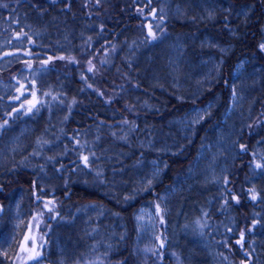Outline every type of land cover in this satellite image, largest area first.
Segmentation results:
<instances>
[{
	"label": "trees",
	"instance_id": "16d2710c",
	"mask_svg": "<svg viewBox=\"0 0 264 264\" xmlns=\"http://www.w3.org/2000/svg\"><path fill=\"white\" fill-rule=\"evenodd\" d=\"M176 1L181 0H11L9 8H17L19 12L17 23L0 7V22L5 26L0 29V125H3L0 127V145L21 123L35 120L40 114L48 117L54 106L68 108L63 113L68 115L63 130L54 137L52 133L53 138L44 133L39 139L36 137L38 131L31 135V140L37 143L34 152L36 161L28 160V155L24 156L23 152L15 155L7 153V146L0 148V162L4 163L5 171L10 166L14 168L9 178L0 179V232L10 222L4 201L18 194V191H25L28 196L25 223L17 236V243L11 245L16 249L15 259L12 256L13 259L10 258L5 264H12V261L13 264L14 261L15 264H36L42 259L49 262L54 256L50 252V246L54 245V229L56 226L60 229L65 223L71 224L66 222L65 214L77 215V211H80L81 208L75 211L73 207L78 196L85 199L83 205L105 204L112 208V201L123 200L119 194L110 192V188L114 187L113 173L124 175L123 179H126L125 173L139 165L140 160L156 156L168 161L164 158L168 155L172 157L168 161L169 167H165L164 178L158 184L147 186L138 197L127 200L122 207L114 206L119 224L117 228L123 234L118 232L122 235L117 238H111L112 235L108 239L109 244L103 239L99 240L107 248L97 249V255L110 258L114 264H134L138 237L135 220L133 222L134 210L140 203H149L158 216L156 264H177L164 253L170 235L157 196L171 186L176 176L186 173L203 148L206 134L210 133V129L214 131L224 118L230 96L227 84L234 78L236 63L247 56L254 62L257 59L264 66V51L260 47L264 42V11L258 4L255 7L249 4L250 1L264 0H223L232 5L233 11L218 16L214 25L193 18L176 20L171 16ZM241 4L243 7L250 6L253 15L239 35L231 36L229 31L233 27L235 30L239 24H229L222 31L220 19L225 18L226 23L229 20L227 18L235 14L234 5ZM53 9L57 12L56 19H60L58 21L64 26H53L51 23L48 15ZM20 23L26 27L25 30L18 28ZM38 25L43 31H38ZM206 28L222 41L232 42L234 51L227 57L216 84L201 99L177 102L176 96L170 98L167 95L169 91L173 93L168 82L153 80L150 71L145 73L143 68L140 69L143 65L140 62L141 55H136L130 44L137 42L147 48L156 38L161 42L170 30L196 35ZM82 30H88L91 37L81 35ZM85 38H88L87 43L94 38V47L86 45L83 41ZM202 52L209 55L212 50ZM210 90L214 96L219 95L221 98L219 106L203 119L198 126L199 131L184 142L178 151L161 153L159 156L139 144L141 129H147L149 133L154 124H164L189 108L203 106L207 103L206 96ZM16 96L20 99H14ZM34 98L38 103L29 112L31 105L28 101ZM259 99L256 107L263 105L261 115L243 130L240 141L244 147H240V157L264 164V153L259 149V145L264 142V123H261L260 118L264 113V95ZM141 102L144 104L141 105ZM200 129L203 131L200 132ZM57 141L64 151L60 157L39 152V143L49 142L56 146ZM43 150L46 152L45 148ZM85 157L88 158L87 163ZM109 161L116 165L113 170ZM237 163L236 169L242 168L245 177L242 180L230 172L225 178L226 210L233 206H247L255 212V207L264 205V192L261 196L259 188L250 185V181L256 180L257 176L248 172V164L240 159ZM47 168L67 178L65 183L47 190L39 180L45 177ZM100 193L102 196L99 197ZM254 194L256 199H252ZM220 212L216 208L208 211L206 231L218 228V238L224 239V245L234 257L241 256V251L250 246V236L245 234L248 238H244L243 247L237 241L250 221L245 222L242 228H235L228 217ZM217 219L222 220L219 223ZM98 224L102 225L100 222ZM163 229L166 232L165 240L161 237ZM102 237L107 240L104 234ZM26 249L39 252L40 255L30 259L34 252ZM251 251L254 256L258 254L252 248Z\"/></svg>",
	"mask_w": 264,
	"mask_h": 264
},
{
	"label": "rangeland",
	"instance_id": "374dc122",
	"mask_svg": "<svg viewBox=\"0 0 264 264\" xmlns=\"http://www.w3.org/2000/svg\"><path fill=\"white\" fill-rule=\"evenodd\" d=\"M230 9L228 4L219 0L184 1L173 5L171 16L176 20L198 18L211 22L217 16L229 12ZM250 10V7L245 6L241 12L245 15L249 14ZM232 11L228 14H231ZM224 19H220L222 26H219L222 31L225 29ZM229 32L231 36L237 35L234 27ZM130 48L136 55H141L140 62L146 63L145 66L148 65L145 67L147 68L145 73H149L147 70L150 69L153 80L168 82L176 91L178 98L196 99L216 84L217 76H220L221 69L226 63L225 56L234 51V44L224 42L221 38L216 40L210 36L200 37L195 34L175 33L170 30L161 42L156 38L147 48L140 44L130 45ZM202 48L203 50H212V53L207 55L202 52L203 55L201 54ZM262 50L264 51V49ZM262 67V65H257L246 58L238 62L233 72L234 85L232 89L229 88L230 96L227 100L228 107L224 118L214 131L206 134L205 143L198 153V160L195 162L193 170L173 187L168 186L163 189L157 196V202L161 203L162 215L165 217L167 232L170 235L164 253L174 259L177 264H192L191 254L195 247L194 243L198 241L210 242L211 240L205 235L208 226L205 214L210 210L213 200L216 201L214 197L218 195L217 190L224 186L225 178L233 170L236 157L239 155V136L246 124V113L250 109L249 102L253 98L251 97L253 91L259 88L258 85L262 83L264 76ZM224 88L226 89V87ZM220 99L217 95L211 102L185 110L169 122L166 121L161 125L154 124L151 132L147 133L146 131V134H142L139 140L140 144L147 148L150 147V149L161 150V152L178 151L184 142L199 131L198 126L211 113L212 107L220 103ZM252 101L253 99L251 103ZM67 119V114L48 117L38 115L35 121L45 120L44 124L47 125L44 129L38 130H35V121L22 124L21 128L12 136V141L7 146V153L13 155L19 152H23L25 155L31 153L37 143L30 137L26 138L27 136L38 131L36 137L39 139L44 133L51 137L53 133L54 137L58 131L63 130L62 126ZM202 131L200 129V132ZM26 134L27 136L24 137ZM39 145L54 157H60L64 153L58 141L56 146L49 142H41ZM262 148L264 149V144ZM165 167L166 161L162 157L151 158L137 165L133 169V173L140 183L144 182V185L150 186L158 184L162 180ZM258 173L256 184L261 185L262 189L259 186V193L262 196L264 171L259 169ZM41 179L47 190L55 188L56 185H62L67 180L56 172H51ZM13 201L14 203L6 210L10 218L9 226L0 232V264H5L12 256L15 259L16 249L11 245L17 243V236L26 220L25 206L20 204V199L17 197ZM92 212V214L82 217L84 224L89 220L85 224V228L75 227L74 223L63 224L59 233H63L67 238L69 248L64 251L57 239H54V245L50 246V252L54 254V248L57 247L61 253L58 254V257L54 256L49 262L42 259L36 264H114L110 258H102L97 255V248L93 247V244L97 240L103 239L104 241L103 234L106 239L115 235L118 226L109 230L112 215L97 208ZM221 220L217 219V222L220 223ZM99 222L102 225L98 224ZM135 225L138 234L135 252L138 259L142 264H156L158 255L155 240L159 226L155 208L148 203L142 204L136 215ZM189 233L195 237L192 238ZM100 235L102 238L98 237ZM165 235L166 232L163 229L161 237L164 240ZM257 239L258 244L263 247L264 235ZM248 242L252 246L251 240ZM262 247H259L257 251L261 255L264 253ZM215 248L216 243L214 242L211 258L207 261L209 264H244L249 259V257L243 258L245 257L243 252L241 256L234 257V260L231 253L222 252L218 247ZM249 252L245 253L249 254ZM251 255L254 260V255ZM253 260H248L247 263L252 264ZM262 260L264 259L262 258Z\"/></svg>",
	"mask_w": 264,
	"mask_h": 264
},
{
	"label": "bare ground",
	"instance_id": "6f19581e",
	"mask_svg": "<svg viewBox=\"0 0 264 264\" xmlns=\"http://www.w3.org/2000/svg\"><path fill=\"white\" fill-rule=\"evenodd\" d=\"M184 1H197V0H181V1H176L174 4H178V3H181V2H184ZM219 1H222L223 2V0H219ZM10 4H11V0H0V7H2L5 11H7L13 17L14 22L17 23L16 22V19L17 18L20 19L18 9L17 8L10 9L9 8V5ZM249 4L251 5V7L252 6L255 7L258 4V5H260L259 6L260 9H262L264 11V2H260V1L259 2H257V1H250ZM5 5H6V7H5ZM229 7L231 8L230 11H232L233 10L232 5H229ZM234 7L236 9L235 12H234L235 14L232 17L227 18L229 20L224 25L225 26H228L229 24L230 25H232V24L238 25L239 24L240 26L238 25V27L235 28V31H236L237 35H239L241 33V30L247 25V21H248V19H250L252 17L253 13H249V14H245V15L242 14L241 10L244 8L242 4L241 5H234ZM248 7H250V6H248ZM229 12H227L226 14H228ZM56 15H57L56 9H53L49 13V15H48L51 23L53 24V26H59V27L64 26L62 23H60L58 21L60 19H56V17H57ZM58 18H64V17L63 16H59ZM193 19H198V18H193ZM216 19H218V16L216 17ZM216 19L213 20V21H211L210 24H213V25L216 24ZM66 20H68V17L65 18V21ZM198 21H201L202 23H206L207 22L205 20H200V19ZM4 28H5V26L0 22V29H4ZM18 28L20 30H25L26 29V27L22 23L18 24ZM37 29H38V31H43L42 30V27L39 26V25H38ZM80 34L81 35H84L85 34L88 38L91 37V35L89 34L88 30H82ZM196 35H198L200 37L210 36V37H212V38H214L216 40H219L220 39L219 37H217L213 33H211V31L209 29H207V28L204 29V30H202V31H200L199 34H196ZM88 38H85L83 41L89 47H94V44L96 43V40L94 38H91L90 42L87 43V39ZM131 40L132 39H130L128 42H130ZM58 44H59V42H58ZM136 44H137V42L136 43H131L130 45H136ZM202 50H203V48H202ZM230 56H231L230 54L227 55V56H225V60H227V57H230ZM244 58L251 60L250 58H248L247 56H245V57H242L238 62H240ZM238 62L236 63L235 67H237ZM253 63H255L257 65H261V62L260 61H257V59H256V62L253 61ZM145 65H146V63H143V65L140 67V69L141 68L144 69L143 70L144 72L147 69L145 67L148 66V65L147 66H145ZM6 68H8V66H6ZM261 70H263V72H264V66L262 67ZM147 71H150V69H148ZM217 78H219V76H217ZM233 85H234V78H233V80H230L229 83L227 84L228 89L229 88L232 89V86ZM258 86H259V88H257L256 90H254L253 91V94L251 96V97H253L252 98L253 99L252 103H251V100L252 99L249 102L250 109L248 110L249 112L246 113V124H245L244 129H246V127L251 122H253L258 117V115H261L260 110L262 109L263 105H260V107H256V106L259 104L258 102L260 100L259 99L260 96L261 95H264V76H263L261 85H258ZM209 89H207L206 91H204L203 94L200 97L196 98V99H193V98L192 99H183V98H180V97L178 98V95H177V93H176L175 90H173V93H172V91L171 92L169 91L167 93V95L170 98H172L171 96H173V95L176 96V99L175 100L177 102L195 101V100L201 99ZM10 94H12V93H10ZM215 97L216 96H214L213 91L210 90L208 92L207 96H206V102L207 103L208 102H211ZM140 104L143 105L144 103L141 102ZM185 105H186V103L183 104L182 106H185ZM218 106H219V103H217L215 106H213L212 107V110H214ZM55 107L56 106H54V108H52V110L49 111V116H55L57 114H63L68 109L67 107H65L63 105L59 106L58 108L57 107L55 108ZM189 109H191V108H189ZM40 116H43V115L40 114ZM260 118L262 119L261 123H264V113H262V116H260ZM172 119H174V118H170L168 120V122L171 121ZM32 121H35V120H32ZM32 121L23 122L18 127H16L14 129V131L12 132V134L8 137V139H5L4 143L0 145V148H3L5 146H8L9 145V143L12 141V139H11L12 136L14 135V133H16L21 128V125L22 124L31 123ZM44 122H45V120H41L39 122H36L35 121V130H38L40 128L44 129L47 126V125L44 124ZM171 124H173V123L171 122ZM146 130L147 129H141V131H140L141 134H146ZM214 130H215V128H214ZM243 130H242V132H243ZM211 132H212V130L210 129V133ZM242 132H241V134L239 136V140H238V143H239V148H238L239 155H237V157H236V160H235V163H234V167H233V170L231 172H233L232 175H234L236 178H241L243 180L244 177H245V174H244L242 168L241 169H236L237 168V164H238L237 162L239 161V159L243 163L248 164V172L251 173V174H253V175L258 176L259 169H256L254 167L255 166V163L253 161H248L249 160L248 158H245V157L242 158V157H240L241 156V151H240L241 141H240V138H242V136H241L242 135ZM31 135L30 136H27V134H26L24 137L27 136L26 138H28V137L31 138ZM4 138H2L1 140H4ZM140 139H141V137H140ZM204 139H205V137H204ZM204 143H205V140H203L202 145H204ZM139 144H140V142H139ZM263 144H264V142L259 145V149L264 153V149L262 148V145ZM142 147H144V146H142ZM144 148H147V147H144ZM147 149H150V147L147 148ZM36 150H37V147H34L33 150H32V152L27 154L28 157H29L28 160H32V159L34 161L37 160V158H36V156L34 154V152ZM150 150L155 151L156 154L159 155V156H161V153H166V154L175 153V152H161V150H155V149H150ZM39 152L46 153V154L48 153V152H45L41 146L39 148ZM24 156H26V155H24ZM164 158L168 159V161H169V159L172 158V157H171V155L170 156L168 155V156H166ZM153 159H157V157L156 156H153ZM197 160H198V156L190 163L189 168L186 171V173L180 174L179 176H176L175 177L174 181L171 183V186L172 187L175 184H177L178 182H180V180L182 178H184L185 176L189 175V173H191V171L193 170V166H194L195 162H197ZM145 161H147V160H144V161L140 160L139 165L142 164ZM168 161H166V168L169 167ZM109 165L111 167V170H113L115 168V166H116L114 164V162H110V161H109ZM4 166H5L4 163L0 162V177H2L3 179H6V178H9L11 176V172L14 173V171H11V170H14V168L10 166L9 169L5 171V167ZM54 169L57 170L56 167ZM54 169L47 168V170L45 171L44 175L46 176L47 174H50L51 172H54L55 173L56 171ZM133 171L134 170H130L129 173H125L126 174V176H125L126 179H123V176L124 175L117 176L116 173H113V177H114V179H113V185H114V187L111 186L113 189L110 188V192L112 191L113 193L119 194L120 197L123 199L121 202L112 201V208H111V206L105 205V204H103L101 206L100 205L98 206L96 204L85 203L83 205L85 199H83L82 196H78V198L76 199V201L73 204V207H74L75 211H76V209L77 210L79 208H81V209H80V211H77V215L65 214V216H66L65 217L66 222L74 223V226L75 227L81 226L82 228H85L86 227L85 224L89 220H87L85 222V224H84L83 223V220H82L83 215H85V216L86 215H90V214L93 213L92 211L96 210V208H97V209L103 211L104 213H110L112 215L111 216L112 220H111V225L109 226V230L110 229H114L116 226H119L118 219H117V217H116V215L114 214V211H113L114 210V206L115 205H118V206L122 207L123 204H125L127 200H132V199L138 197L140 195V193L142 192V190H145L146 187H147L146 185L143 184L144 182L143 183H140L139 182L138 178L133 173ZM164 175H165V168H164V171H163L162 178H164ZM39 180H41V183H43V180L41 178H39ZM111 185H112V183H111ZM250 185L255 186V187L257 186L258 188L260 186V189H262L260 184H256V180L255 179H252L250 181ZM217 191H218V195H216L214 197L216 199V201L213 200L214 202H213V204H212V206L210 208L211 210H213V208H216L217 211L220 210L221 213H224L228 217L229 221L234 224L235 228H242L245 225V222L250 221L245 226V229L243 230V232L245 234H247V235L250 236V238H248V237H246L244 235L245 236L244 238H248V241L251 240L252 246L251 245L248 246V249L245 248L244 249L245 251L244 250L241 251L240 254H242L244 252V254H245V257H243L244 259H246V257H249L248 260H251V259L253 260V258L251 257L252 255L249 256V254H247L245 252L246 251L247 252L250 251L251 254H252L251 248L254 249V250H256V251H258V248L259 247H262L261 245L258 244V239L257 238L263 237V235H264V205H258V207H255V212H253L251 209H248L247 206L246 207L233 206V207H229L228 210H226V207H225L226 204L225 203L227 201V196L224 193V186H222ZM261 192H264V191L261 190ZM18 194L16 193L15 195L10 196V198L8 200H5L4 201V204L6 206V209L14 203L13 200H14L15 197H17L18 199H20L19 202H20V204H22V206H25V203H27L26 201L28 200L27 193L25 191H23V192L18 191ZM100 196H102V193L99 194V197ZM245 196L247 197V194ZM92 197H94V196H92ZM143 204H146V203H143ZM149 205L151 207H153L152 204H149ZM141 207H142V203H140L136 207V209L134 210L133 222H134V220L136 222V215H137V213H138V211L140 210ZM206 218L207 219L209 218L208 211L205 214V219ZM90 220L93 223H95V221L93 219H90ZM252 222H256V223H252ZM135 230H136V227H135ZM118 232H121L122 233V230L118 228L117 229V233L114 236H112L111 238H117V237H119V236H121L123 234V233L121 234V233H118ZM86 233H89V232H86ZM219 233L220 232H219V229L218 228L216 230H214V231H213V228H209L207 231H205V235L207 236V238L209 240L211 239L210 242L198 241V242H195L194 243L195 244V247H194L193 252L191 254L192 264H197V263H200V264H209V262H207V261L210 260V258H211L214 242L216 243V248L218 247L219 249H221L222 252L231 253V256L234 259V255L232 254L231 250L228 249V247H226L224 245V239L218 238ZM190 235H192L191 236L192 238L195 237V236H193V234H190ZM54 236H55V240L57 239L58 243L61 244L62 249L64 251H66L69 248L70 245H69L68 241L66 240L67 238L64 236V234L63 233H59V228L57 226L54 229ZM108 239L109 238H107V240H104V241H105V243H108L109 244ZM137 239H138V237H137ZM137 239H136V243H137ZM239 240L240 239H238V241ZM95 246L99 250H101V249L102 250H105V248H107V245L104 244L103 242H100L99 240L95 241V243L93 244V247H95ZM55 248H56V250H55ZM55 248H54V251H55L54 252V256L58 257V254L61 253V252H59V248H57V247H55ZM262 249H264V245H263ZM254 258H255V262L253 260L252 264H264V260H262V258L264 259V253L261 255V253L258 252L257 257L255 255ZM133 259L135 260L134 264H142L141 261L138 259V256H137L136 253L133 256ZM247 261H245L244 264H248ZM235 264H239V263H235Z\"/></svg>",
	"mask_w": 264,
	"mask_h": 264
},
{
	"label": "snow or ice",
	"instance_id": "6c2138e0",
	"mask_svg": "<svg viewBox=\"0 0 264 264\" xmlns=\"http://www.w3.org/2000/svg\"><path fill=\"white\" fill-rule=\"evenodd\" d=\"M5 7H6V5H5ZM150 34H151V32H150ZM152 38L155 39V35H154V34H152ZM260 47H261V49H264V44L260 45ZM91 70H92V69L90 68L89 71H91ZM18 91H19V89H18ZM22 94H23V93H21V95H22ZM33 97H35V93H33ZM14 99H17V100H18V99H20V97H19V96H16V97H14ZM28 103L31 105V106L28 108V111L31 112V111H32V108L35 107V105H36V103H38V101L35 100V98H34L32 101H28ZM21 107L23 108L24 105L22 104ZM17 111H18V110H17ZM5 124H7V121H5ZM0 127H3V125H0ZM241 147L243 148L244 146L242 145ZM253 155L255 156V153H253ZM262 159H264V156H262ZM87 160H88V158L85 157V158H84L85 163H87ZM254 167H255L256 169H261L262 171H264V164H262V163H260V162H256ZM252 199H256V195H255V194L252 196ZM244 235H245V233L241 232V234H240V240L237 241V243L240 244L241 247H243ZM25 239L27 240L28 238L26 237ZM26 250H27V251H33V252H34V250H31V249H26ZM5 255H6V253H5ZM39 255H40L39 252H34V254H33L32 256H30L29 258H30V259H35V258L38 257ZM250 255H251V253H249V256H250Z\"/></svg>",
	"mask_w": 264,
	"mask_h": 264
}]
</instances>
